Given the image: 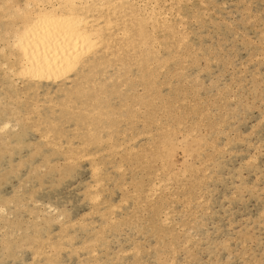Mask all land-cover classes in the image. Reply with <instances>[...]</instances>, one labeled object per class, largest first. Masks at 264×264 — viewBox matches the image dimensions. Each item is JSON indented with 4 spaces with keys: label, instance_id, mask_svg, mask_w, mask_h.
Returning a JSON list of instances; mask_svg holds the SVG:
<instances>
[{
    "label": "snow or ice",
    "instance_id": "obj_1",
    "mask_svg": "<svg viewBox=\"0 0 264 264\" xmlns=\"http://www.w3.org/2000/svg\"><path fill=\"white\" fill-rule=\"evenodd\" d=\"M221 8L227 15L216 12ZM129 10L133 27L139 24V36L128 28ZM0 14L12 21L0 30V216L21 203L37 204L47 177L59 172V184L51 188L66 190L55 193L63 207L47 205L46 215L56 213L51 222L60 225L61 239L47 250V264H264V0L259 8L204 0L163 5L7 0L0 2ZM98 19H106L107 31L100 23L89 32L86 25ZM146 25L148 40L154 41L150 45ZM250 25L259 26L258 36L248 34ZM138 42L150 48L148 72L166 73L169 91L151 85L136 95L124 92L139 75L121 57L125 46L131 50ZM257 60L261 83L253 97L246 95L244 84L255 76L249 64ZM139 66L143 72L142 60ZM53 79L58 95H40L41 82ZM22 83L30 91L21 94ZM257 105L260 116L250 130L241 127ZM149 107L163 110L172 122L144 161L154 171L155 182L147 200L137 184L120 206H114L113 177L95 155L64 151L72 147L65 145L66 129L75 123L79 130L83 123L91 130L97 121ZM192 113L198 119H192ZM61 155L70 167L54 162ZM81 160L91 164L86 183L78 176ZM118 170L127 174L124 166ZM128 187L125 181L122 190ZM158 200L154 254L146 242L122 244L114 234L119 232L117 210L135 212L138 220L141 212L156 213ZM254 204L258 215L249 214ZM97 216L99 221L91 219ZM135 231H141L139 224ZM162 235L171 240L163 250ZM4 252L12 255L7 243ZM0 264L13 261L0 259ZM15 264H21L19 258ZM30 264H37L36 256Z\"/></svg>",
    "mask_w": 264,
    "mask_h": 264
},
{
    "label": "rangeland",
    "instance_id": "obj_2",
    "mask_svg": "<svg viewBox=\"0 0 264 264\" xmlns=\"http://www.w3.org/2000/svg\"><path fill=\"white\" fill-rule=\"evenodd\" d=\"M195 3H200L201 0H193ZM204 2L209 4H224L227 3L230 6L237 3H251L259 8L261 0H204ZM167 3H171L167 2ZM231 11V8L229 9ZM216 12L220 15H227L224 9H216ZM3 21V20H2ZM258 25H250L247 28V32L250 36H258ZM208 42H211L210 40ZM258 54V53H257ZM144 59V60H143ZM140 59L143 61L144 69L143 72L140 68V62H136L134 59L122 57L121 61H126L132 67L130 71L139 75V79L135 76L132 78V82L127 89H124L125 93L131 92L136 95L138 92L144 90L146 86L159 85V90L164 92L169 91L167 83H170L166 73L157 72L153 69V72H148V60L149 55H144V58ZM249 68L254 72L255 76H248L245 80L244 87L248 88L249 91L246 95H251L255 97L256 91L260 87V64L259 61L249 64ZM145 73H148L147 79ZM153 75H156V79H153ZM127 80V77L125 78ZM231 78H229L230 80ZM248 81H253L252 85L248 84ZM86 85L85 87H87ZM115 87L119 90L122 85L119 78L116 81ZM243 91V89H242ZM3 88L0 85V95H2ZM115 99L119 101L120 96L116 95ZM124 107V106H118ZM191 111V109H189ZM203 115V113H200ZM227 115V113H224ZM260 116L259 106L249 114V119L241 127H248L250 130V123ZM192 119H198L196 113H192ZM219 118V116L217 117ZM206 123L210 126L212 121L205 116ZM172 123L169 120L168 115L161 109L156 107H149L148 109L142 110L141 112H135L134 110L128 113L122 114L120 119L115 120H104L100 122H95V126H91V130L85 127L83 123L79 126L77 130V125L71 123L66 129L65 135L68 137L65 140V145L71 144V148H65L64 150H77L82 153L87 152L91 155H95L97 160L103 163L107 171L113 177V183L111 184L112 195L110 200L114 203V206H120L121 199L128 196L129 192L136 190L137 184L140 186L142 192L145 195L142 199L147 200L146 193L150 191V187L155 182V173L151 167H147L144 163L153 152V149L158 143H160L165 136V129ZM75 137V139H73ZM0 149H3V145L0 144ZM136 149V151H133ZM2 151V150H0ZM27 158V154H26ZM16 162L19 163V156L16 158ZM54 162L62 165L61 156L54 157ZM183 161V152L179 154V162ZM81 170L78 172V176L83 179L86 183L87 180L91 179L90 168L88 160H81ZM65 166V165H63ZM86 166V167H85ZM121 166L126 169V175H123L118 170ZM21 174L27 177L28 171L26 169H21ZM50 176L46 179V185L44 190L38 193L39 199L37 204L41 206L51 205L53 208H62L63 199L59 201L56 197L57 191L62 190L59 187L52 189L48 183ZM136 181L134 184L133 181ZM125 181H127V190H122ZM80 183L81 180L76 181ZM70 183V181H67ZM17 186H19L17 182ZM39 187V185H37ZM25 190H28L27 183L25 184ZM177 195H182V193H177ZM29 198H31L29 191ZM221 195V199H222ZM177 208H179V202L177 201ZM37 204H26L21 203L17 207L10 208L8 210L7 220L2 224H6L8 229H0V246L7 243L11 249L12 255L6 257L3 253L0 254V259H11L13 264L17 258L21 261V264H30L32 261V254L34 252L33 242L39 241L43 246L42 252L44 254L36 257L37 264L39 261H44L47 264L48 255L47 250L53 243H58L61 239L59 233L61 231L60 225L58 223L44 222L47 219L46 213L40 214L41 218L37 219L36 207ZM161 201H157V211L156 213H149L145 215L143 212L140 213L139 219L137 220V214L135 212L121 213L119 209L116 212V216L120 221L119 232L114 233L120 239L121 243L125 246L135 245L137 243H148L152 245L153 254L155 252V246L157 240L153 238V233L158 228L157 217L159 215V206ZM82 208L87 209V205H81ZM124 208L128 207V203L123 205ZM28 210H25V209ZM255 212L256 215L259 214L258 207L256 204L253 205L252 210L249 212L251 215ZM83 215V212H81ZM175 215V213H173ZM99 221L100 217H92ZM139 224L141 231L138 233L135 231V226ZM256 235L259 236V226L257 225ZM23 239V240H21ZM38 239V240H37ZM21 241V244H20ZM161 244V250L164 249L166 245L171 244V240L167 239L165 236H161L159 240ZM257 247H259L257 245ZM1 250V249H0ZM5 256V257H4Z\"/></svg>",
    "mask_w": 264,
    "mask_h": 264
},
{
    "label": "bare ground",
    "instance_id": "obj_3",
    "mask_svg": "<svg viewBox=\"0 0 264 264\" xmlns=\"http://www.w3.org/2000/svg\"><path fill=\"white\" fill-rule=\"evenodd\" d=\"M170 1L171 0H77V2L93 3V4L125 3V4H134V5H140V4H147V5H150V4H161V5H163V4H166L167 2H170ZM0 2H7V0H0ZM18 2H24V0H18ZM55 2H59V0H55ZM103 11H104V17H107V15H108L107 10H103ZM140 11H141L140 9H136L137 14H139ZM148 11H151V9H148ZM11 23H12V21L6 20L3 17V14H0V30H3L5 26L10 25ZM100 23H104L105 31H107V21H106V19H98V21H94L92 24H88L86 26L88 27L89 32H91L93 24L96 27H99ZM133 23H134V18L131 15V10H129V19L127 20L128 28L131 31H135L137 33V35L139 36V24L137 23L135 28H134L133 27ZM148 31H149V27L146 25L145 26V39L146 40H148V36H147ZM39 39L40 38L37 37V40H39ZM159 39L163 40L164 37L161 35L159 37ZM152 43H154V41L148 40V44L149 45L152 44ZM41 51H43V45H41ZM149 51H150V48L143 46V42H138V43L135 44L134 47L131 48V50H129V48L127 46H125L122 57L134 59L136 62H140V59L141 58L143 59L144 55H149ZM117 55H120V53L118 52ZM122 63L128 64L127 60L123 61ZM129 64H130V61H129ZM82 76H83V72H82ZM41 85H42V90L40 92V95H42V96L50 95V96H53V97L58 95L57 89H56V81H55V79H53L52 81L44 80V81L41 82ZM86 85H87V80L85 78L84 87ZM26 90L30 91V89H26L25 85L22 83L19 86V92L21 94H23ZM98 122H100V121H98ZM91 126H95V123H93ZM0 150H3V149H0ZM64 151L65 152H70V151H77V150H69L68 149V150H64ZM64 159H65L64 156L61 155V161L63 162L61 166L62 167H70L71 166L70 164H67V165L64 164ZM88 163H89V161H88ZM182 163H183V161H182ZM63 165H65V166H63ZM89 168H90V176H91V164L90 163H89ZM48 183L50 184V187L54 183L57 184V185L59 184V172L58 171L55 173L54 176H50ZM149 189L151 190V187ZM35 210H36L37 219L41 218L40 214H43V213L47 214L48 213V207L47 206L46 207L45 206L44 207L43 206L36 207ZM55 215H56L55 212L51 213L50 215H47V219H45L46 221H44V222H47V224H48V222L53 223L51 221H52V218ZM7 216H0V223H2V222L4 223L7 220ZM8 227L9 226H7L6 224H2L0 229H8ZM21 240H23V239H21ZM20 244H21V241H20ZM4 245H5V243H4ZM4 245L2 244V246H0V249H1L0 250V254L3 253V255H5ZM33 245H34V252L32 254V258H33V256L38 257V256L44 254L42 252V249H43L42 246L43 245L39 241L33 242ZM37 252L40 253L38 256L36 255Z\"/></svg>",
    "mask_w": 264,
    "mask_h": 264
}]
</instances>
